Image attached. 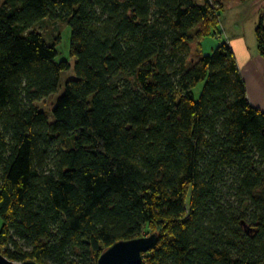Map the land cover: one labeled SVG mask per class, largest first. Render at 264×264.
<instances>
[{"label":"trees","instance_id":"trees-1","mask_svg":"<svg viewBox=\"0 0 264 264\" xmlns=\"http://www.w3.org/2000/svg\"><path fill=\"white\" fill-rule=\"evenodd\" d=\"M0 1L1 253L98 264L157 232L141 264H264V112L227 42L189 62L216 1ZM47 20L76 74L49 111L72 63Z\"/></svg>","mask_w":264,"mask_h":264},{"label":"rangeland","instance_id":"rangeland-1","mask_svg":"<svg viewBox=\"0 0 264 264\" xmlns=\"http://www.w3.org/2000/svg\"><path fill=\"white\" fill-rule=\"evenodd\" d=\"M220 12V25L213 28L219 30V33L206 35L200 40L191 42V54L189 62H194L201 56L212 54L214 49L223 42H227L234 50L239 67L242 70L247 62L255 63L264 69V61L257 58L259 56L257 46L256 29L258 25L264 24V0H213ZM1 2V1H0ZM202 3L203 0H197ZM47 38L51 41L52 36L57 35L61 30V39L57 44L58 56L57 61L67 59L72 63V67L63 71L60 75L58 92L52 97L40 101V107L49 111L57 98L64 90L65 83L68 79L76 76L74 70L75 58L71 57V28L64 22L44 21L37 26ZM212 28V30H213ZM213 33V32H212ZM204 87V82L199 83L195 89V95L200 97ZM2 219L0 218V225Z\"/></svg>","mask_w":264,"mask_h":264},{"label":"water","instance_id":"water-1","mask_svg":"<svg viewBox=\"0 0 264 264\" xmlns=\"http://www.w3.org/2000/svg\"><path fill=\"white\" fill-rule=\"evenodd\" d=\"M159 241V234L120 240L108 247L99 257L98 264H141L145 253L153 250ZM0 264H42L36 260L16 262L0 252Z\"/></svg>","mask_w":264,"mask_h":264},{"label":"crops","instance_id":"crops-1","mask_svg":"<svg viewBox=\"0 0 264 264\" xmlns=\"http://www.w3.org/2000/svg\"><path fill=\"white\" fill-rule=\"evenodd\" d=\"M257 58L264 61L260 55ZM250 62L246 63L241 73L247 84V93L251 105L264 112V69Z\"/></svg>","mask_w":264,"mask_h":264}]
</instances>
